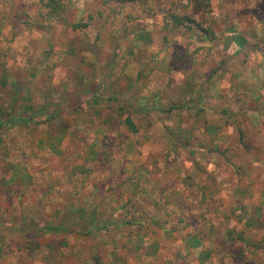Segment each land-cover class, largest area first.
<instances>
[{
	"label": "rangeland",
	"instance_id": "374dc122",
	"mask_svg": "<svg viewBox=\"0 0 264 264\" xmlns=\"http://www.w3.org/2000/svg\"><path fill=\"white\" fill-rule=\"evenodd\" d=\"M46 1L0 0V264H264V0Z\"/></svg>",
	"mask_w": 264,
	"mask_h": 264
},
{
	"label": "trees",
	"instance_id": "16d2710c",
	"mask_svg": "<svg viewBox=\"0 0 264 264\" xmlns=\"http://www.w3.org/2000/svg\"><path fill=\"white\" fill-rule=\"evenodd\" d=\"M118 1L120 2L121 0H118ZM129 1H134V0H129ZM46 3H47L48 6H52L55 11H59V9L64 6V0H47ZM178 20H179V25H183L184 24V17L180 16V17H178ZM186 20L190 24L193 22L191 17H186ZM62 229H64V227L59 226V225H48L46 227V231H48V232H58V231H60ZM97 229H99V227H97ZM89 232H92V229H90ZM94 233H96V232H94Z\"/></svg>",
	"mask_w": 264,
	"mask_h": 264
},
{
	"label": "crops",
	"instance_id": "0c3cea01",
	"mask_svg": "<svg viewBox=\"0 0 264 264\" xmlns=\"http://www.w3.org/2000/svg\"><path fill=\"white\" fill-rule=\"evenodd\" d=\"M71 1H73V2H81V1H83V2H86V0H71ZM177 1H180V3L179 4H189V2H191L192 0H175V2H177ZM212 1H214V0H211V2ZM220 0H218V2H219ZM174 2V3H175ZM173 2H172V4H174ZM157 4V3H156ZM177 4V3H176Z\"/></svg>",
	"mask_w": 264,
	"mask_h": 264
}]
</instances>
